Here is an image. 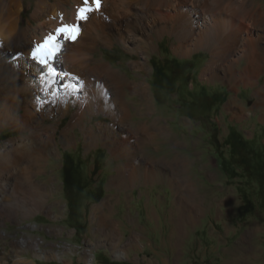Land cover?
<instances>
[{
	"label": "rangeland",
	"instance_id": "rangeland-1",
	"mask_svg": "<svg viewBox=\"0 0 264 264\" xmlns=\"http://www.w3.org/2000/svg\"><path fill=\"white\" fill-rule=\"evenodd\" d=\"M34 2L23 1L22 24H36L31 19ZM154 43L147 72L136 71L130 62L139 56L116 41L111 46L99 41L93 56L118 68L129 81L146 83L152 110L135 114L132 121L136 129L141 121L157 119L166 126L168 135L158 138L159 150L154 144L146 150L154 158L148 165L158 167L164 183L135 184L118 194L108 185L115 161H109L100 140L86 151L84 133L75 127L74 143L62 144L68 113L57 125L58 151L43 171L29 180L0 177V264H264V102L256 92L264 86V71L245 85L240 80L244 60L226 78L230 56L221 60L205 49L174 54V37L167 33ZM211 71L216 78L209 79ZM106 120L102 114L84 119L91 127ZM55 123L54 118L44 122ZM230 130L259 153L258 159L243 155L251 163L257 161L258 172L251 176L234 165L238 157L225 142ZM28 133L0 128V154L22 148ZM175 155L187 161V169L174 175L187 181L179 191L170 184ZM1 161L7 174L24 167ZM109 194H118L114 218L121 222L124 241L132 229L142 231L137 247L124 242L114 247V240L95 233L92 207ZM183 214L193 221L178 227Z\"/></svg>",
	"mask_w": 264,
	"mask_h": 264
},
{
	"label": "bare ground",
	"instance_id": "bare-ground-1",
	"mask_svg": "<svg viewBox=\"0 0 264 264\" xmlns=\"http://www.w3.org/2000/svg\"><path fill=\"white\" fill-rule=\"evenodd\" d=\"M23 1L0 0V128L8 126L29 133L25 143L21 142L22 148L0 154V177L20 176L29 180L31 175L43 171L42 167L58 151L57 125L70 113L60 133L62 144L74 143L75 127L84 133L86 151L100 140L109 152V161H115V173L108 185L118 194L127 193L135 184L164 183L158 167L148 165L154 158L146 150L150 144L159 150L158 138L168 135L166 126L157 119L141 121V128L136 129L132 117L152 110L146 83L131 82L118 68L95 58L93 52L99 41L107 46L116 41L136 53L139 59L130 63L140 72L148 70L150 52L157 47L154 39L160 40L165 33L174 37V54L205 49L220 59L222 55L230 56L226 78L233 76L234 68L242 60L245 64L240 80L245 85L264 71V0H100L99 10L89 5L93 10L83 21L77 20L82 0H35L31 12L35 25L31 20L22 24ZM61 18L66 23H78L79 35L75 41L61 38L55 60L41 70L30 50L54 32ZM216 77L211 71L209 79ZM256 92L264 102V86ZM130 94L136 98L129 99ZM72 107L75 109L71 110ZM100 114L106 122H96V127L86 125L85 117ZM48 118L56 119V123L44 124ZM1 159L22 163L24 167L18 172L4 173L6 166ZM170 162V184L175 190H182L186 178L181 180L174 175L187 169V161L183 155H175ZM118 194H109L92 207L90 223L97 224L93 228L95 233L114 240V247L119 242L137 247L144 238L142 231L132 229L124 241L121 222L114 218ZM187 215L177 219L178 227L193 221Z\"/></svg>",
	"mask_w": 264,
	"mask_h": 264
},
{
	"label": "snow or ice",
	"instance_id": "snow-or-ice-1",
	"mask_svg": "<svg viewBox=\"0 0 264 264\" xmlns=\"http://www.w3.org/2000/svg\"><path fill=\"white\" fill-rule=\"evenodd\" d=\"M83 6L78 9L77 20L83 21L87 19V13L93 9L89 5H95V9L99 10L100 0H82ZM78 23H66L61 18L60 24L55 28L54 32L46 35L42 42L35 44L30 50L31 58L43 67L48 66L51 61L55 60L59 48L60 39L75 41L79 35ZM55 81H53L54 83ZM51 90V87H50Z\"/></svg>",
	"mask_w": 264,
	"mask_h": 264
},
{
	"label": "trees",
	"instance_id": "trees-1",
	"mask_svg": "<svg viewBox=\"0 0 264 264\" xmlns=\"http://www.w3.org/2000/svg\"><path fill=\"white\" fill-rule=\"evenodd\" d=\"M226 144L229 146L230 154L232 156L238 157L235 161V166H238L242 169H244L245 172L248 173V175H252L255 172H258V164L257 161L254 160V163H251L249 159L243 155H245L246 152L250 153L252 157H257L258 159L259 153L257 151L249 150L246 145V141L242 139V137L238 134V132H234L230 130L229 135L225 139ZM247 148V149H246ZM243 157V158H242ZM226 160H221L222 167L225 166ZM261 170L264 168L263 166H260ZM259 169V171H260Z\"/></svg>",
	"mask_w": 264,
	"mask_h": 264
}]
</instances>
